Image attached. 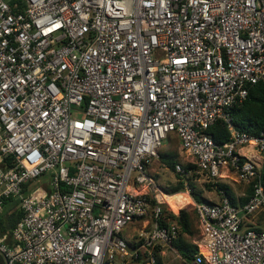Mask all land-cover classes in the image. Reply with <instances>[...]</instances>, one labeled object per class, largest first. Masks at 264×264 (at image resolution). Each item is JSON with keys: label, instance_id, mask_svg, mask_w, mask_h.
Instances as JSON below:
<instances>
[{"label": "built area", "instance_id": "1", "mask_svg": "<svg viewBox=\"0 0 264 264\" xmlns=\"http://www.w3.org/2000/svg\"><path fill=\"white\" fill-rule=\"evenodd\" d=\"M259 83L264 0H0V213L23 214L0 264H163L179 226L151 167L171 135L189 195L245 186L193 203L191 264H264V131L232 121Z\"/></svg>", "mask_w": 264, "mask_h": 264}, {"label": "trees", "instance_id": "2", "mask_svg": "<svg viewBox=\"0 0 264 264\" xmlns=\"http://www.w3.org/2000/svg\"><path fill=\"white\" fill-rule=\"evenodd\" d=\"M232 121L234 125L247 131L250 134H260L264 131V83H259L252 87L249 91L247 99L240 105H236L232 110ZM209 133L213 139L220 144L226 143L229 140L230 133L228 132L226 126L222 122L216 123L209 130ZM160 161L165 164L172 172L175 173L176 165L179 163L177 160V155L173 153H161ZM193 165H188L185 168H192ZM180 179V175H178ZM262 182L264 184V164L261 169ZM207 188L215 190L218 194L220 192H225L230 198L233 205H236V199L231 194L230 187L224 183H207ZM193 188V185L191 184ZM186 192V187L182 181H179L175 186L167 191L169 195H174L177 193ZM247 192L250 194L252 192L251 188H248ZM192 197L196 203H202L206 200L202 195L192 193ZM248 198H243L241 200L242 204H245ZM174 208L180 207L179 204L175 203L174 200L169 201ZM19 202L15 199H10L6 201L3 211L0 213V233L6 234L11 233L16 227L17 223L22 218V211L20 210ZM178 209V208H177ZM180 210H174L178 213ZM165 215L172 221H175L177 225L182 229L183 232L189 233L190 231V214L183 210L179 215H175L172 212L165 210ZM178 252V254L185 259L187 262H192L195 256L199 253L197 245L185 242L180 235L174 241L172 245ZM205 250V249H204ZM206 251V250H205ZM204 251V252H205Z\"/></svg>", "mask_w": 264, "mask_h": 264}, {"label": "rangeland", "instance_id": "3", "mask_svg": "<svg viewBox=\"0 0 264 264\" xmlns=\"http://www.w3.org/2000/svg\"><path fill=\"white\" fill-rule=\"evenodd\" d=\"M161 153L176 154L179 163H187L189 161L188 156L184 152H182L180 141L176 135H171L168 139L163 141V149L161 150ZM151 174L153 175V178L155 179L158 186L166 192L179 182L178 176L169 168H167L165 164L160 161V159L152 165ZM41 181L42 183H46L49 181V179L48 177H43ZM223 182L224 184H227L230 187L232 195H235L236 193H241L245 189V186L243 184H240L233 179H228L226 181L224 180ZM207 183L209 182H206V179H203L202 177L198 180L191 182V184L193 185V192L202 195L208 201H219L221 196L215 190L210 191L206 186ZM182 193L186 194L187 192ZM163 194L167 195L165 193ZM188 197L190 198V203L187 206L185 200L183 199L185 198L184 196L179 195L174 199L175 203L179 204L182 207H177L180 210L178 213L174 212V210H178L174 208V206L173 210L167 203L165 207L168 211L172 212L175 215H179L183 210L187 211L190 214L191 223L189 233L183 232L180 227L179 232L181 238L185 242L197 245V243H199L202 239V234L198 217L196 215L193 204L195 203V200L193 199L192 194L188 195ZM124 233H127V231ZM198 249L202 252L205 251L204 248L201 246H198ZM165 252L166 254L162 260L163 264H191V262H187L185 259H183L173 246L168 248Z\"/></svg>", "mask_w": 264, "mask_h": 264}, {"label": "bare ground", "instance_id": "4", "mask_svg": "<svg viewBox=\"0 0 264 264\" xmlns=\"http://www.w3.org/2000/svg\"><path fill=\"white\" fill-rule=\"evenodd\" d=\"M184 196L185 198H183L184 200H185V203H186V206L190 203V196L188 197V195L189 194H185V193H177V195L176 194H174V195H164L163 194V200H164V202L165 203H167L171 208H172V210H173V206H171L170 205V202L169 201H171V200H174L177 196ZM177 209V208H176ZM201 247H203L204 249H205V247L204 246H201ZM206 250V249H205Z\"/></svg>", "mask_w": 264, "mask_h": 264}]
</instances>
